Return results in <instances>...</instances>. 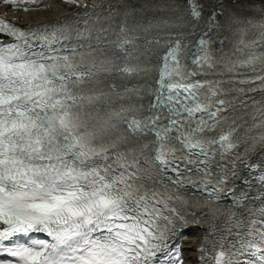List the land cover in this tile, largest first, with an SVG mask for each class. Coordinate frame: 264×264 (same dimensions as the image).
Here are the masks:
<instances>
[{
    "label": "snow or ice",
    "instance_id": "obj_1",
    "mask_svg": "<svg viewBox=\"0 0 264 264\" xmlns=\"http://www.w3.org/2000/svg\"><path fill=\"white\" fill-rule=\"evenodd\" d=\"M62 2L0 19V264H264V0Z\"/></svg>",
    "mask_w": 264,
    "mask_h": 264
},
{
    "label": "bare ground",
    "instance_id": "obj_2",
    "mask_svg": "<svg viewBox=\"0 0 264 264\" xmlns=\"http://www.w3.org/2000/svg\"><path fill=\"white\" fill-rule=\"evenodd\" d=\"M45 3L49 6L45 8L44 10H38L36 12H33L29 14L28 16L24 15L21 17L22 21H26L28 18H31L32 21H46V20H53L60 16H62L64 13H66V10H61L60 6L57 4H53L52 2ZM198 238V231L193 230V233L191 234L189 238V243H186L183 248L185 250V257L188 260L186 264H194V255L191 250V247L193 246L194 241Z\"/></svg>",
    "mask_w": 264,
    "mask_h": 264
}]
</instances>
